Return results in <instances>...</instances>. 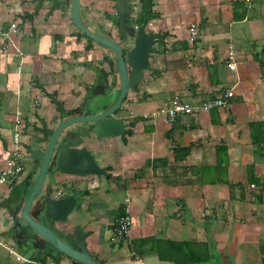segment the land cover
Returning <instances> with one entry per match:
<instances>
[{"label": "crops", "instance_id": "1", "mask_svg": "<svg viewBox=\"0 0 264 264\" xmlns=\"http://www.w3.org/2000/svg\"><path fill=\"white\" fill-rule=\"evenodd\" d=\"M79 1L86 27L122 40L116 0ZM140 1L129 0L137 3L132 26ZM152 2L148 67L115 112L126 131L84 138L105 173L45 180L55 194L76 198L67 222L55 227H81L100 264H264V0ZM70 9L71 0H0V169L16 117L24 163L0 199V264H82L59 252L54 260L20 235L32 234L22 207L40 167L30 151L44 149L64 117L108 108L120 93L116 52L80 34ZM192 22L199 35L189 42ZM132 45L123 41L124 50ZM230 46L235 70L226 66ZM95 85L103 92L92 93ZM229 87L225 107L170 123L152 115L173 95L199 104ZM125 210L130 234L117 240L113 221Z\"/></svg>", "mask_w": 264, "mask_h": 264}, {"label": "water", "instance_id": "2", "mask_svg": "<svg viewBox=\"0 0 264 264\" xmlns=\"http://www.w3.org/2000/svg\"><path fill=\"white\" fill-rule=\"evenodd\" d=\"M120 12L122 40H114L98 34L86 27L79 15L80 1L71 0V20L76 27L89 38L116 52L120 74V93L110 106H102L94 111L82 110L61 119L47 140L44 149H32L30 157L40 161L36 180L22 207V218L30 226L32 234L21 237L28 240L33 248L54 251L72 258L82 264H100L85 247V234L81 227L71 233L55 227L56 222H67L68 215L76 205L73 195L55 194L53 182L47 181L49 175L57 172L71 175H101L105 168L100 166L94 155L84 145V138L93 133L97 138L116 136L125 133L126 128L121 118L115 116L128 90L135 89L143 71L148 67L149 54L155 35L148 33L144 25L127 24L131 15L129 0H116ZM126 24V26H125ZM133 42L132 47L124 50L123 41ZM95 85L92 93L103 92ZM36 209L32 212V206Z\"/></svg>", "mask_w": 264, "mask_h": 264}, {"label": "built area", "instance_id": "3", "mask_svg": "<svg viewBox=\"0 0 264 264\" xmlns=\"http://www.w3.org/2000/svg\"><path fill=\"white\" fill-rule=\"evenodd\" d=\"M137 3L133 2L131 4L132 10H135ZM137 27V25H135ZM15 23H11L9 29L1 33L2 39L6 40L9 38L10 31H14ZM188 34V41L193 42L199 35V28L195 22L190 23ZM236 57L232 46H230L227 56H226V66L231 69H236ZM233 95V90L231 87L224 88L218 95L215 97L208 98L202 101L199 104L190 103L184 99H181L178 95H173L165 101V103L159 107L152 115L160 116L162 120L166 123L174 121L178 116L184 114H191L197 109L208 110L214 106L225 107L228 102L227 98ZM35 103H38L36 100ZM21 119L19 117L15 118V129L11 139V146L9 154L5 157L3 166L0 169V199L3 198L7 193V187L17 180L22 172L24 171V163L22 160L23 149L21 141V130L19 125H21ZM6 187V188H4ZM251 187H254V184H251ZM57 194H60L58 191ZM182 209H179L176 213L177 216L182 214ZM131 215L128 210H125L122 214L117 215L113 221V232L117 240L125 239L129 236L131 230ZM4 248L10 254H16V250L12 244L7 241L1 242ZM48 264H56L54 261L50 260Z\"/></svg>", "mask_w": 264, "mask_h": 264}, {"label": "trees", "instance_id": "4", "mask_svg": "<svg viewBox=\"0 0 264 264\" xmlns=\"http://www.w3.org/2000/svg\"><path fill=\"white\" fill-rule=\"evenodd\" d=\"M152 5H153L152 0H141L140 1V6L138 7V10L136 11L135 16H134V22L136 25H145L147 23V21L150 20V18L153 16ZM132 20H133V17H130L128 19V23H131ZM80 34L84 35L81 32H80ZM57 106L61 111V105H59L58 102H57ZM47 134L48 133H46V135ZM122 213L123 212H120V214H122ZM54 254H55L54 251H52V252L45 251V255L51 256L55 260L56 258L54 256ZM41 259H43V258H41Z\"/></svg>", "mask_w": 264, "mask_h": 264}]
</instances>
